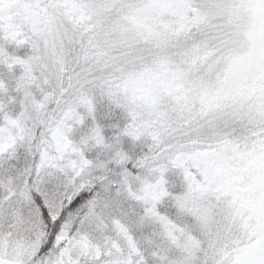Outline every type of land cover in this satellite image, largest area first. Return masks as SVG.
<instances>
[{"label": "snow or ice", "instance_id": "obj_1", "mask_svg": "<svg viewBox=\"0 0 264 264\" xmlns=\"http://www.w3.org/2000/svg\"><path fill=\"white\" fill-rule=\"evenodd\" d=\"M0 264H264V0H0Z\"/></svg>", "mask_w": 264, "mask_h": 264}]
</instances>
